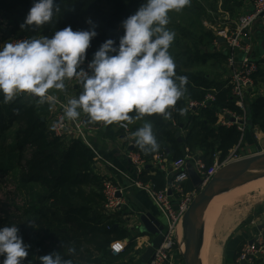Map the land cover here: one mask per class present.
I'll return each instance as SVG.
<instances>
[{
	"label": "trees",
	"instance_id": "1",
	"mask_svg": "<svg viewBox=\"0 0 264 264\" xmlns=\"http://www.w3.org/2000/svg\"><path fill=\"white\" fill-rule=\"evenodd\" d=\"M56 2L60 12L49 24L39 30H23L21 36L50 38L55 31L68 26L74 31L87 30L86 21L91 19L97 32L87 51V61H91L106 40L112 39L118 46L119 38L124 35L122 22L145 0ZM33 3L34 0H0V11L13 16L16 25L20 23L17 29L21 30V22ZM196 4L197 0H191V5L182 12L170 13L167 25L176 33L169 49L176 64V74L188 81L186 93L176 105V109L183 110V115L172 110V117L167 120L153 115L133 122L153 125L159 150L146 155L135 146L134 152L146 164L138 180L154 183L158 189H164L165 181L164 174L151 166L156 155L171 157L170 161L174 162L184 157L183 147H188L191 152L196 147L201 155L193 157L210 169L215 155L218 154V163H223L241 139L236 126L220 124L224 110L243 115L235 106L226 81L215 83L207 74L191 72L198 62L204 64L207 60L199 47L213 41L212 34L201 27L202 10ZM225 4L223 0V8H226ZM77 87L83 91L79 81ZM210 93L214 96L213 102L204 108L188 109L189 103L200 104ZM51 118L46 103L37 105L16 98L4 104L0 96V183L14 188L12 194L21 199V207L0 202V227L15 225L19 228L24 243L30 245L24 264H40V256L53 252H60L73 264H117L120 257H112L110 247L126 240L127 231L114 217L104 214L102 190L108 177L99 172L101 166L94 160L90 148L80 141L54 134ZM246 119L247 128L258 126L264 133V98L256 97L248 103ZM180 129L186 136L178 142L176 134ZM136 130L137 127L132 126V134ZM150 172H155V176H148ZM182 188L184 195L193 191L189 180ZM134 247L135 242H130L122 256ZM69 248H74L75 253L70 255Z\"/></svg>",
	"mask_w": 264,
	"mask_h": 264
},
{
	"label": "clouds",
	"instance_id": "2",
	"mask_svg": "<svg viewBox=\"0 0 264 264\" xmlns=\"http://www.w3.org/2000/svg\"><path fill=\"white\" fill-rule=\"evenodd\" d=\"M190 5L191 0H145L122 22L124 35L118 46L116 41L106 40L87 63V70L82 66L90 42L97 36L91 19L86 21L87 30L74 31L68 26L55 31L50 38L40 35L5 42L0 45L3 103L30 95L42 105L53 99L50 90L63 91L66 81L76 79L83 91L64 107V117L70 121H77L83 113L90 124L127 127L146 116L170 119L172 110L183 115L176 105L185 95L188 81L176 74L169 51L176 33L167 25L170 13H180ZM59 12L56 0H34L20 28L39 30ZM133 135L135 145L144 154L159 150L150 122H145ZM111 247L121 250L119 243ZM29 248L17 226L0 227V264H24ZM74 253L75 249L69 248V254ZM39 260L40 264H73L60 252L40 256Z\"/></svg>",
	"mask_w": 264,
	"mask_h": 264
},
{
	"label": "built area",
	"instance_id": "3",
	"mask_svg": "<svg viewBox=\"0 0 264 264\" xmlns=\"http://www.w3.org/2000/svg\"><path fill=\"white\" fill-rule=\"evenodd\" d=\"M3 15L4 14L0 11V25L2 24ZM257 21H261L264 24V0H254L252 10L240 17L234 23L233 29L226 32L224 36L225 44L229 49V56L226 61L227 68L229 70L226 86L231 89L235 106L243 113V115L237 116L234 113L224 110L222 112L223 120L221 123L225 127L236 126L237 130L241 134H243L246 130V97L253 94L255 76L259 73L264 74V62L253 59L251 57V48L249 44L245 43L249 39V31ZM1 36H3L2 33ZM23 39L25 38L10 41ZM88 62L89 61L86 60L85 64L82 66L85 70H87ZM254 96L259 97L257 92H254ZM17 98L29 99L31 102H36L37 99L30 95H21ZM51 101H53V99L49 100V102ZM213 101L214 96L210 93L207 95L205 101L200 104L189 103L188 109L204 108L207 103ZM54 103L56 105V108L52 110V128L54 134L60 138L65 136L66 138L80 141L93 151L95 157L94 160L100 164V166L103 165L106 168L114 170L115 173H118L116 169L101 158L88 141V136L90 134L94 135L97 131H100L105 127L102 124H100L99 127H93V125L86 122V115L83 113L77 121H70L64 117V107L66 105L56 102ZM117 127L123 132V140L129 142L135 141L129 125H127V127H120L117 125ZM131 146L135 147L134 144ZM236 157L237 155L232 153L223 163L219 164L216 162L210 169H206L202 162L198 160L194 161L188 155H185L183 158L172 163H166L163 155H156L151 162L152 168L161 172L166 171L165 168L167 165L169 166V171L172 175L168 186L164 187V189H158L154 183H143L138 180V177L143 173L146 164L134 151L127 153V159L132 164L135 171V179L130 180L131 187L142 191L152 201L153 205L165 221L164 229L161 232L163 238L162 242L160 246L154 250L148 264H179L181 247L178 240L182 219L188 206L199 192L197 190H193L191 193L185 195L182 193V183L188 180V173L186 169L187 163L190 161L193 163L194 171L200 177L202 185L205 186L210 182L219 169L240 160ZM102 194L105 198L104 214L107 217H113L114 212H116L117 208L121 204V199L118 197V195L121 194V191L113 182H111L110 179H108L103 183ZM177 195L180 197V200L178 204L174 206L172 196ZM141 239L142 237L137 236L134 242L141 245ZM146 245L148 244L146 243ZM263 249L264 235L258 234L249 243H245L241 246L236 263L254 264V259H256L257 255L262 253ZM125 250L126 247L124 244L121 245L120 251H116L113 247H110V253L113 257H118L119 255L125 253Z\"/></svg>",
	"mask_w": 264,
	"mask_h": 264
},
{
	"label": "crops",
	"instance_id": "4",
	"mask_svg": "<svg viewBox=\"0 0 264 264\" xmlns=\"http://www.w3.org/2000/svg\"><path fill=\"white\" fill-rule=\"evenodd\" d=\"M222 1L223 0H217L216 2H214L213 0H197L196 4V6H199L202 10L201 27L204 29V31L208 33L210 32L212 34L213 41L199 47L201 52H203L202 55H206L207 60L204 64H202V61L198 62V64L192 67L191 72H194V69H203L205 71L204 74H207V77L215 83L225 82L228 78L229 70L227 68L226 61L229 56V49L225 44V33L233 29L234 23L240 17L252 10L254 0H224L227 9L223 8ZM10 37L13 38V35ZM248 38L249 39L245 43L249 44L251 48V57L255 60H261L262 62H264V45H262L264 41V24L261 21H257L253 25L248 33ZM4 42V35H0V45H3ZM77 84L78 80L73 79L71 81L65 82L66 87L63 91L54 89L50 90V95L53 97V101L46 102L49 107L50 117L52 114V110L56 108L54 102L61 103L62 105H67L68 100L77 98L79 96L81 89L77 87ZM254 85L255 86L253 88V94L247 96L245 100L246 110L248 103L256 98L254 96V92H257L260 98H264L263 73H259L255 76ZM23 101L32 103L29 99H23ZM222 120L223 116L221 122ZM221 122L220 124L223 125ZM91 125H93V127L100 126V124ZM129 126L130 128H132V126H136L138 129L142 127L143 124L132 123L129 124ZM245 128V132L241 134L239 145L230 152L229 156L232 153L237 155L245 140L251 139L254 141V139L258 140V138L264 136L263 132L258 126H255L252 129L249 127L247 128V119ZM176 135H179L180 139L183 140L186 136V132L180 129V132H178ZM88 141L90 145L95 149V151L101 156V158L118 171V173H115L114 170L106 168L103 165L99 169V172L105 177H108V179H110L111 182H113L115 186L121 191V194L119 195L121 204L117 208L116 212H114L113 217L115 218V220L119 221L121 226L127 231V239L124 241H120L119 243L121 245L124 244L127 248V245L130 242H134L137 236L142 237V239L140 240L142 244L140 245L135 242V247L132 250L133 253L129 252L125 256H122L124 253L119 255L118 257H120V259L117 264H142L141 257L144 254L141 251L142 247L144 246V244L146 245V243L150 247L153 237L149 235H140L137 230L133 232L131 231V229L139 224L138 218L146 214L153 217L163 226L165 224V221L153 205L152 201L142 191L131 187L130 185V180L135 179V171L134 167L127 159V153L131 152L129 150V147L133 144L135 145V141L129 142L123 140V132L118 129L116 124L102 128L94 135L90 134L88 136ZM182 150L184 152V156L188 155L194 161L198 159L193 157V155H201V152L196 147L193 152H191L188 147H183ZM170 159L171 157H169L168 159L165 158L166 163H172L173 161H170ZM216 162H218V154L214 156L213 164L211 165V167ZM188 163H190L193 167V163L191 161ZM165 169L166 171L161 172L164 174L166 187L170 183L172 175L170 174L169 166L166 165ZM148 176L154 177L155 172H150ZM184 183H182V186ZM179 200L180 198L172 196V202L174 206L178 204ZM258 234L264 235V213L250 216L249 224L247 225V227H245L242 232H239L237 233V235H235L234 240L231 242L233 245L231 248V253H229L230 257L228 259V264H237L236 260L241 246L245 243H249ZM148 245H146L145 247H147ZM127 258L130 259L127 260ZM254 264H264V249L262 253L256 256V259H254Z\"/></svg>",
	"mask_w": 264,
	"mask_h": 264
},
{
	"label": "water",
	"instance_id": "5",
	"mask_svg": "<svg viewBox=\"0 0 264 264\" xmlns=\"http://www.w3.org/2000/svg\"><path fill=\"white\" fill-rule=\"evenodd\" d=\"M262 45H264V41ZM176 136L178 142H181L179 135ZM129 150H134V147H129ZM186 169L193 189L199 192L188 206L182 219L181 243L183 249L180 257L183 264H199V260L197 259L198 237L203 228V219L208 209L210 198L226 190L231 179L235 180L236 184L230 189L240 183L239 176L252 173H264V153L255 154L222 167L205 186L202 185L200 177L196 174L190 163H187ZM138 223L131 231L134 232L137 230L140 235L153 237L152 244L145 250L141 257V263L148 264L154 250L162 242L161 232L164 226L148 214L140 216Z\"/></svg>",
	"mask_w": 264,
	"mask_h": 264
},
{
	"label": "rangeland",
	"instance_id": "6",
	"mask_svg": "<svg viewBox=\"0 0 264 264\" xmlns=\"http://www.w3.org/2000/svg\"><path fill=\"white\" fill-rule=\"evenodd\" d=\"M22 23L23 22H21V24ZM19 24L20 23H18L17 25H19ZM17 25L15 23V19L13 16L3 15L2 24L0 25V35H1V33L4 35V41L5 42H8L10 40L19 39V38H25V37L21 36L23 30L17 29ZM9 28H11V29H9ZM5 30L7 32H5ZM12 35H13V38L10 37ZM32 37H35V36H32ZM193 71H194V73H204L205 72L203 69H200V70L194 69ZM33 103L37 104L36 102H33ZM37 105H39V104H37ZM51 122H52V120H51ZM244 143L242 144V147L238 151L239 153L237 154V157H236L237 159H243V158H247L249 156L255 155V154L264 153V136L258 138V140L254 139V141L251 139H247L244 141ZM261 178H264V173H252V174H248V175H242L239 178L241 184L239 183L238 186L230 189V191H231V193L238 194L237 193V192H239L238 188H241L244 185L255 182ZM246 179H247V181H246ZM250 190H249L248 194H246V196L241 197L238 200H235L230 205H227V207H224L221 210V214H222L221 217L223 218L225 216L224 219H226V218L232 219V218L237 217V216H239L240 218H239V221H238L239 223L237 224V226L233 227L230 230L229 234L227 233L228 236L226 238H224L226 234H224L222 236V242L220 243V246H219L218 264H228V259L230 257L229 253H231V248L233 245L231 242L234 240V237H235V235H237V233L242 232V230L245 227H247V225L249 224L250 216L255 215V214L258 215V214L264 213V196H263L264 193L259 189H253L252 188ZM230 191H228V192H230ZM12 193H14V188H12L8 184L2 183V182L0 183V202L5 204L6 206H10V207H21V199L17 196V194H12ZM249 193H251V194H249ZM209 215H210V213H209V207H208V213H207V219H206L205 225H206V223L209 225V232H210V216ZM232 215H234V216H232ZM201 235L199 236V239H198L199 245L201 244ZM178 241H179L180 247H181L180 251H182L183 247H182V243H181L182 242L181 229H180V235H179ZM145 246L146 245H144L142 247V250H141L142 253H144L145 250L147 249V247H149V246H147V247H145ZM130 252H132V251L130 250ZM199 252H200V250L198 251V254H197L198 260L201 259V254ZM130 258H131V255H130ZM130 258H127V260H129ZM199 263L202 264L201 260ZM179 264H183V261H182L180 255H179Z\"/></svg>",
	"mask_w": 264,
	"mask_h": 264
},
{
	"label": "bare ground",
	"instance_id": "7",
	"mask_svg": "<svg viewBox=\"0 0 264 264\" xmlns=\"http://www.w3.org/2000/svg\"><path fill=\"white\" fill-rule=\"evenodd\" d=\"M51 117H52V114H51ZM52 121H53V119H52ZM246 181H247V179H246ZM235 184H236V181L231 179L230 183L228 184V188L226 190H224L223 192H221L217 195H214L210 198V202H209V206H208L209 207V213H210V215H209L210 216V232H209V225L207 223L205 225V222L207 219V213H208V209H207L205 217L203 219V228H202L201 233H200V235L203 233L201 235V244L200 245L198 244V248H197L198 251L200 250L199 253L201 254L200 260H201L202 264H218L219 246H220V243L222 242V236L224 234H226L224 237V238H226L228 236V234L230 233V230L233 227L237 226V224L239 223L238 222L239 218H240L239 216L234 217L232 219H230V218L224 219L225 216L222 218L221 217V215H222L221 210L224 207H227V205H230L235 200H238L241 197L246 196V194H248L249 190L252 188L253 189H259L264 193V178H261L255 182H252L250 184L242 186L241 188H238L239 189V192H237L238 194L231 193V191H230V188L233 187ZM228 191H230V192H228ZM249 194H251V193H249ZM263 196H264V194H263ZM232 216H234V215H232ZM198 239H199V237H198ZM200 260H199V262H200Z\"/></svg>",
	"mask_w": 264,
	"mask_h": 264
},
{
	"label": "snow or ice",
	"instance_id": "8",
	"mask_svg": "<svg viewBox=\"0 0 264 264\" xmlns=\"http://www.w3.org/2000/svg\"><path fill=\"white\" fill-rule=\"evenodd\" d=\"M115 247L119 248L120 246L119 245H116Z\"/></svg>",
	"mask_w": 264,
	"mask_h": 264
}]
</instances>
